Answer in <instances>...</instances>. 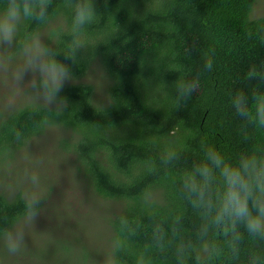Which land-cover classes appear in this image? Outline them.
Instances as JSON below:
<instances>
[{"label":"trees","instance_id":"1","mask_svg":"<svg viewBox=\"0 0 264 264\" xmlns=\"http://www.w3.org/2000/svg\"><path fill=\"white\" fill-rule=\"evenodd\" d=\"M259 1L95 0L98 19L79 36L88 45L86 56L72 65L77 82H66L61 93L72 108L58 122H49L48 113L30 100L13 118L0 112L1 168L33 139L57 129L58 143L73 156L83 188L111 208L103 220L110 242L107 262H91L92 252L85 247L87 253L77 252L73 243L63 246L64 253L75 250L80 264H196L194 257L178 252L197 223L181 195V177L209 147L230 160L243 152L264 156V128H248L245 138L230 105L237 92L251 96L264 90V81L248 75L264 70L259 39L264 17H252ZM64 2L54 0L57 6ZM67 17L65 9L45 30L64 51L73 39ZM207 54L214 58V70L177 108L171 85L195 74ZM93 68L102 82L100 93L86 79ZM13 127L23 132L25 142L14 140ZM166 150L178 153L170 165L161 163ZM23 193L0 192V229L22 216ZM240 235L233 255L231 237L216 234L223 250L211 264H264V239L242 229ZM5 254L0 246V259Z\"/></svg>","mask_w":264,"mask_h":264},{"label":"clouds","instance_id":"2","mask_svg":"<svg viewBox=\"0 0 264 264\" xmlns=\"http://www.w3.org/2000/svg\"><path fill=\"white\" fill-rule=\"evenodd\" d=\"M65 9L73 36L66 51L45 35L53 19L63 15ZM98 16L95 0H65L60 6L55 5L54 0H0V50L12 49L16 53L10 58L9 80L14 88L25 92L36 108L48 113L49 122H58L72 108L61 94L62 89L66 82H77L72 65H78L88 48L79 36ZM260 31L264 33V29ZM259 39L264 44V35ZM61 55L64 59L59 58ZM92 57L88 68L94 53ZM213 70L214 58L207 54L195 74L173 82L170 93L177 108L190 101L200 88L201 77ZM26 75H30L27 81ZM248 75L264 81V70L253 69ZM109 103L114 105L110 100ZM230 105L245 138L248 128H264V90L258 89L251 96L237 92L230 97ZM6 107L9 118H13L18 110L15 95L8 98ZM11 131L17 143L25 142L22 131L15 127ZM177 158L174 150H166L160 157L164 165L172 164ZM25 180L33 188H38L41 182L35 173L26 174ZM180 192L197 218L192 239L179 245L181 256L194 257L196 264H211L223 250L215 239L218 233L231 237L229 246L233 255L237 252L234 242L240 240L241 229L251 238L264 239V156L243 152L230 160L209 147L204 150L203 158L193 162L181 177ZM22 200V216L11 226L0 229V246L10 256L24 249L27 225L35 221L45 202L43 194L37 190L25 191ZM120 223L127 221L121 218ZM156 239L162 246L163 237L158 235Z\"/></svg>","mask_w":264,"mask_h":264},{"label":"rangeland","instance_id":"3","mask_svg":"<svg viewBox=\"0 0 264 264\" xmlns=\"http://www.w3.org/2000/svg\"><path fill=\"white\" fill-rule=\"evenodd\" d=\"M252 17H264V0L256 5ZM12 57L11 49L0 50V112H8L6 103L13 95L18 107L29 101L25 92L14 88L9 80ZM29 79L30 75H26L25 80ZM86 79L100 93L102 82L98 72L91 71ZM60 137L59 130H50L20 150L8 166L0 167V192L13 195L37 190L45 198L41 213L27 225L22 252L16 256L6 252L0 264H80L77 252L83 251L81 247L92 252L91 262L109 260L108 228L103 220L110 215L111 208L83 188L73 166V156L58 143ZM29 173L39 175L38 188L26 182L25 175ZM69 243L77 246L73 255L63 252V246Z\"/></svg>","mask_w":264,"mask_h":264}]
</instances>
